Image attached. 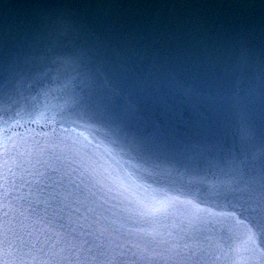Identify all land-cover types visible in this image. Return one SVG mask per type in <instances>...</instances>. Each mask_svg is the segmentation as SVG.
Instances as JSON below:
<instances>
[{
	"label": "water",
	"instance_id": "95a60500",
	"mask_svg": "<svg viewBox=\"0 0 264 264\" xmlns=\"http://www.w3.org/2000/svg\"><path fill=\"white\" fill-rule=\"evenodd\" d=\"M110 40L132 48L130 60L138 50L149 53L136 76L151 80L147 95L137 90L136 80L125 91L178 138L173 149L195 156L199 174H190L191 196L170 191L151 176L133 175L119 145L85 131L84 120L63 110L58 97L78 83L75 59ZM238 102L255 142L241 139ZM82 131L91 146L81 137L76 147L81 154L91 153L87 163L73 159L77 154L69 139ZM52 149L62 155L53 159ZM262 150L264 0H0V207L8 204L25 225L36 219L33 210L44 214L54 193L68 195L70 177L79 182V174L88 170L93 184L110 185L111 171L128 177L124 183L131 199L191 200L201 210L196 238L188 242L191 255L187 248L183 257L160 253L157 264H264V238L256 234L255 252L246 246L244 230L251 224L241 217L240 198L229 187L236 180L234 162L243 163L246 178L260 175L264 159L255 160L254 154ZM205 176L217 187L201 191ZM257 191H264V184ZM122 200L109 198L102 210L114 227L135 231L138 225L121 211L127 206ZM187 208L181 203L178 212ZM158 226L171 231L176 224L170 220ZM228 237L231 259L225 260ZM61 255L67 253L55 259ZM87 255L80 254L81 262ZM87 264H108V258L93 256Z\"/></svg>",
	"mask_w": 264,
	"mask_h": 264
},
{
	"label": "snow or ice",
	"instance_id": "6c2138e0",
	"mask_svg": "<svg viewBox=\"0 0 264 264\" xmlns=\"http://www.w3.org/2000/svg\"><path fill=\"white\" fill-rule=\"evenodd\" d=\"M130 49L110 40L81 53L73 63L74 81L78 83L70 89L66 88L58 99L64 100L63 110L72 113L78 120H84L85 131L119 145L128 157L133 175L151 176L155 182L167 185L170 191L191 196L194 181L190 174H199L195 156H189L187 149L180 153L173 149L172 142H180L178 138L151 114L147 105L131 102L125 91L127 85L141 73L140 64L149 55L138 50V54L130 60ZM150 86L148 78L136 80L137 90L144 95H147ZM237 106L243 123L241 139L255 142L246 112L239 102ZM81 137L87 147L91 146L83 131L75 139L69 138L77 154L73 159L79 157L87 163L91 153L85 150L81 154L76 147ZM13 150H16L15 145ZM51 151L53 159L62 155L54 149ZM254 159H264V150L255 153ZM55 171L53 168V173ZM73 172H76L75 168ZM8 173H12L10 167ZM231 174L236 180L229 187L240 198V215L251 224V229L244 230L247 237L245 243L255 252L256 234L264 238V191H257V185L264 184V170L258 177L248 179L243 163L234 162ZM107 175L112 179L110 185L99 180L93 184L88 170L79 174V182L70 177L68 195L61 198L60 193H54L43 215L32 211L36 219L28 225L8 204L0 207V250L3 251L0 264H12L13 258L17 264H28V260L33 264L37 261L41 264H73L74 261L75 264H87L93 256L97 259L107 257L108 264H141V261L157 264L161 259L160 253L171 252L183 257V249L187 248L188 255H191L193 250L188 242L196 238L201 211L191 200L178 203L171 198L153 201L131 199L124 183L128 177L121 179L111 171ZM207 180L205 176L199 181L201 191L217 187L208 184ZM118 197H123L121 203L127 201L126 208L121 211L127 212L125 219L129 223L138 225L135 231L124 230L123 227L118 229L107 220L102 209L109 198ZM181 203H187L188 208L178 212ZM23 215L21 212L20 216ZM72 216L80 222H74ZM170 220L176 224L171 231L158 226ZM231 239L224 240L227 245L222 251L225 260L231 259ZM62 253L67 255H61L57 261L55 258ZM73 253L77 255L74 257ZM83 253L88 255L81 262L80 254ZM109 254L114 255L116 260H112ZM45 257L47 261H44Z\"/></svg>",
	"mask_w": 264,
	"mask_h": 264
}]
</instances>
